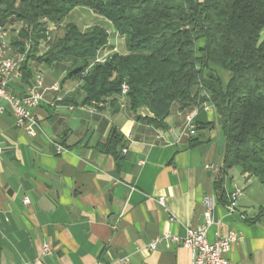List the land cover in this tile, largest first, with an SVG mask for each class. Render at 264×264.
<instances>
[{
  "label": "crops",
  "instance_id": "obj_1",
  "mask_svg": "<svg viewBox=\"0 0 264 264\" xmlns=\"http://www.w3.org/2000/svg\"><path fill=\"white\" fill-rule=\"evenodd\" d=\"M105 48L103 59L126 52L124 41L123 50L112 41ZM72 62H32L44 89V101L33 109L35 135L16 125L10 109L0 115V264H192L191 250L181 243L147 246L165 232L182 236L204 223L207 198L213 216L208 240L234 230L238 239L227 258L264 264V214L248 221L264 209V189L241 173L238 184L233 168L223 173L221 116L202 105L211 101L175 102L165 126L156 128L142 120L151 116L148 109L132 111L124 96L84 104L79 82L67 77ZM26 86L22 76L8 88L22 96ZM192 110L195 133L182 134ZM114 127L127 140L126 152L118 149L120 165L98 147ZM221 178L224 200L216 188ZM235 185L243 194L231 210ZM44 243L51 252L36 260Z\"/></svg>",
  "mask_w": 264,
  "mask_h": 264
},
{
  "label": "trees",
  "instance_id": "obj_2",
  "mask_svg": "<svg viewBox=\"0 0 264 264\" xmlns=\"http://www.w3.org/2000/svg\"><path fill=\"white\" fill-rule=\"evenodd\" d=\"M77 6L110 21L126 52L99 58L109 42L101 25L82 30L70 22L54 35ZM19 23L10 28L9 40L26 54V85L34 77L32 62L52 65L70 59L67 77L79 82L84 104L124 96L132 111L147 108L151 116L142 120L156 128L165 126L173 103L207 99L221 116L223 173L236 167L264 189V0H0V25ZM41 46L47 50L39 54ZM220 70L228 73L226 80ZM126 144L114 127L98 147L113 153L120 165L119 151ZM216 188L226 199L224 178ZM263 214L261 209L248 221Z\"/></svg>",
  "mask_w": 264,
  "mask_h": 264
},
{
  "label": "built area",
  "instance_id": "obj_3",
  "mask_svg": "<svg viewBox=\"0 0 264 264\" xmlns=\"http://www.w3.org/2000/svg\"><path fill=\"white\" fill-rule=\"evenodd\" d=\"M26 54L17 51L9 40L8 28L0 25V115L7 109H10L15 117L16 125L23 128L30 135L36 134L37 120L34 116L33 109L44 101L43 78L41 73L34 74L33 80L27 84L26 90L22 96H17L9 90V83L13 79H20L23 76L22 62ZM58 90L57 84L51 87ZM127 90L123 86V93ZM204 109L211 107L206 101L202 103ZM195 110L189 111L184 116V125L182 134L192 135L195 133L196 124L194 122ZM1 150V148H0ZM123 148V152H126ZM243 194V189L234 186L230 192V209L234 210L236 199ZM29 202V198H25ZM159 202L164 205V199L160 198ZM207 210L204 213V223L197 227L186 228L185 234L180 236L171 232H165L159 237L153 239L147 246L148 249H154L158 243L169 247L172 243H181L184 247L192 252V264H245L243 262L232 261L227 258L232 243L238 239V233L234 230L229 231L226 235L215 241H209L207 238V228L213 223L212 204L206 199ZM172 219V218H171ZM51 250L47 243L42 245L40 253L36 260L50 254ZM32 264V263H27Z\"/></svg>",
  "mask_w": 264,
  "mask_h": 264
},
{
  "label": "rangeland",
  "instance_id": "obj_4",
  "mask_svg": "<svg viewBox=\"0 0 264 264\" xmlns=\"http://www.w3.org/2000/svg\"><path fill=\"white\" fill-rule=\"evenodd\" d=\"M70 22L77 24L78 26H80V28L82 30H89L94 25H101V26L105 27L109 33V41H112L114 47L116 45L118 50H123V48H122V41H124L123 37L120 34H118V32L116 31L115 27L112 25L111 22H109L104 16L94 12L93 10H91L87 7L77 6L65 17L64 23H62V25L58 29L54 30V35H56V36L60 35L63 31L62 29H63L64 25L67 23H70ZM20 25H21V23L11 25L8 28L9 33L11 32L12 28L17 29L20 27ZM46 50L47 49H45L43 46H41V50H40L39 54L43 53ZM99 55H100L99 58L103 59L104 55L102 54V52H100ZM43 65L46 66L45 64H43ZM43 65L40 67L41 70L45 69V67ZM220 75L222 76V78L224 80H226L228 77V73H226L223 70H220ZM231 173H232V175H234V179L238 182V184H240L238 181L240 170L235 167V168H233ZM255 183H259V182L257 180H255ZM259 185L262 189L261 184H259Z\"/></svg>",
  "mask_w": 264,
  "mask_h": 264
}]
</instances>
